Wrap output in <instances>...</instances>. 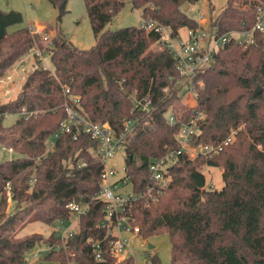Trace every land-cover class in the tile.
Returning a JSON list of instances; mask_svg holds the SVG:
<instances>
[{"label": "trees", "instance_id": "16d2710c", "mask_svg": "<svg viewBox=\"0 0 264 264\" xmlns=\"http://www.w3.org/2000/svg\"><path fill=\"white\" fill-rule=\"evenodd\" d=\"M55 1L61 17L67 0ZM197 1L131 4L143 19L157 20L175 36L199 25L182 8L183 3ZM263 1L227 0L221 12L210 17V33L215 26L217 35L251 30ZM84 2L96 39L87 49L68 41L60 28L46 45L29 26L10 31L24 16L19 10L0 8V78L35 44L49 52L53 64V69L38 64L16 97L0 101V144L19 154L0 161V264H31L27 254L41 244L48 247L41 259L58 264L73 259L76 264H135L132 253L121 260L112 256L114 236L101 225L105 203L95 198L104 167L99 140L81 126L61 131L65 104L73 105L69 95L80 97V112L86 118L108 122L117 136L125 133L127 121L132 122L123 148L127 175L137 193L145 194L154 185L150 161L179 150L180 128L197 110L204 117L197 122L191 146L217 144L233 135L212 157L179 152L168 171L169 181L160 191L153 188L158 199L146 205L140 197L120 215L131 227H139L142 238L168 233L170 264H264V32L256 30L249 44L229 37L214 61L182 77L158 31L141 25L105 29L126 0ZM155 42L159 46L154 47ZM192 84L196 106L181 101ZM145 101H150L147 109L141 105ZM171 113L174 123L168 118ZM7 114L17 115L9 125L4 123ZM49 140H55L52 149ZM205 165L222 167L221 188L206 186ZM8 186L14 202L9 211ZM72 201L90 208L79 215L71 233L18 235L30 220L72 223ZM97 241L99 248L93 245ZM151 259L152 264H162L155 254Z\"/></svg>", "mask_w": 264, "mask_h": 264}, {"label": "built area", "instance_id": "2783aa9c", "mask_svg": "<svg viewBox=\"0 0 264 264\" xmlns=\"http://www.w3.org/2000/svg\"><path fill=\"white\" fill-rule=\"evenodd\" d=\"M143 19V18H142ZM206 18L199 14L198 23L196 28H185L180 34L173 36L169 27L159 25L158 21L153 18L143 19L141 26L145 29H154L161 34V40L173 52L178 61V70L182 77H189L196 73L197 70L204 68L206 65L214 61V55L218 49L224 45L229 39L231 33L217 35L218 28L215 26L212 29V33L209 31V23L206 25ZM256 30L264 32V1L257 6L256 21L253 28L249 31L237 32L240 34L237 40L245 42L247 44L254 41V33ZM35 33L36 31H31ZM43 38L48 40L49 34L44 33ZM29 52L42 58V49L39 46H32L29 48ZM44 57V55H43ZM21 59L20 63H22ZM69 92V88H66ZM195 86L192 84L183 97L191 95L195 104L190 106H196V100L194 97ZM72 102L71 105L68 102L65 104L67 108V117L61 123V131H66L70 126L75 125L77 129L81 126L82 130L89 133L93 138L99 140L98 151L103 160L104 167L102 171V184L101 189L95 198L101 199L104 203V217L102 218L101 225L107 227V233L114 236L110 241V251L113 257L117 260H121L128 256L131 252L127 246L126 238H123L122 231L132 230L138 234L139 227L131 225L128 222V218L121 216L120 213L129 206L134 200L145 197V204L149 205L151 202H155L159 195L158 192H153L154 186H157V191H160L162 187L170 179L169 169L176 161V156L179 152L186 150L190 156L194 157L197 154H203L212 157L219 153L223 146L233 140V135L228 136L224 141L214 143H199L198 145L191 146L190 139L192 135L197 131V122L204 117V113L197 110L196 113L186 122H184L177 135L181 146L177 152L168 151L164 156L151 160L149 163L150 177L153 180V186L146 189L144 193H137L132 190V181L127 175L126 166H124V173L117 174L115 166L109 163V158L114 156V152L120 147H123L126 133L131 130V121L126 122L125 133L117 136L112 126L108 122L95 123L86 118L80 112V97L77 95H69ZM150 101L142 103V108L147 109ZM190 104V103H189ZM187 104V105H189ZM170 123H174L175 117L171 113L168 115ZM58 134H56V137ZM55 140H49V148L52 149ZM4 148V147H3ZM8 151L13 152V148H8ZM8 193L11 196V192L8 186ZM69 209L74 213L75 219L72 223L65 224L64 220L58 221L57 234L64 237L66 234L71 233L74 229L73 224L77 221L79 215L86 213L89 210L88 203H81L72 201L68 204ZM94 247L99 248V241L93 243ZM59 248V245H57ZM31 258L36 257L35 254H31ZM96 258H101V252L98 250ZM65 264H76L75 260H70ZM185 264V263H176Z\"/></svg>", "mask_w": 264, "mask_h": 264}, {"label": "rangeland", "instance_id": "374dc122", "mask_svg": "<svg viewBox=\"0 0 264 264\" xmlns=\"http://www.w3.org/2000/svg\"><path fill=\"white\" fill-rule=\"evenodd\" d=\"M227 0H199L195 3H183L182 8L187 13L198 19L199 14L206 20L210 21L211 16H216L221 12ZM0 8L3 10L16 9L21 11L24 16L23 22L13 25L9 28L10 31L14 29L29 26L31 31H36L41 34V43L43 45L49 44L51 37L60 32L64 33L68 41L72 42L80 49H87L95 44L96 39L94 32L86 11L84 0H67L65 12L60 16V9L55 0H0ZM142 16L139 9L133 8L131 0H126L125 6L121 9L118 15L110 21L105 29L116 30L121 27L136 25L142 23ZM48 33L49 38L45 40L43 34ZM231 36L238 38L240 36L237 32H231ZM159 42L154 43L159 46ZM35 46H38L35 44ZM42 58L31 54L28 51L21 57L22 63L17 60L11 67L7 69L5 74L0 78V101L11 100L20 91L24 80L28 73H30L38 64L44 68L53 69L51 56L45 49L42 50ZM40 60V61H39ZM187 98L182 97L181 101L185 105L192 102V96ZM191 105V104H189ZM17 118L16 114H7L4 119L6 125L11 124ZM53 139V137H51ZM15 151H8L7 147L0 144V161L10 159L18 156ZM125 150L120 146L115 152L114 156L109 158V163L116 168V173H124L125 166ZM206 176V186L211 188H221L223 186L222 167H214L205 165L202 168ZM8 211L12 210L14 205L8 193ZM74 222L73 227H76ZM68 224V223H66ZM57 224H48L39 220H30L26 226L20 230L18 235L28 233H39L45 237L57 233ZM133 228V227H131ZM123 238L127 240V246L130 252L134 255L135 264H152V255L155 254L160 259L162 264H170L171 260V242L169 235L166 232L155 234L149 238H142L139 234L132 230L122 231ZM150 244L154 247H150ZM46 244H41L33 249L31 253L27 254L31 264H58L57 262L41 259L47 252ZM31 254L36 255V260H31ZM185 263V262H184ZM187 264V263H185Z\"/></svg>", "mask_w": 264, "mask_h": 264}, {"label": "crops", "instance_id": "0c3cea01", "mask_svg": "<svg viewBox=\"0 0 264 264\" xmlns=\"http://www.w3.org/2000/svg\"><path fill=\"white\" fill-rule=\"evenodd\" d=\"M207 21V23H210V21L209 20H206ZM206 23V22H205ZM207 23H206V25H207ZM187 96H189V95H187ZM185 98H187L188 99V97H185ZM192 102L193 103H190L191 105H194L195 104V102H194V99L192 98Z\"/></svg>", "mask_w": 264, "mask_h": 264}, {"label": "water", "instance_id": "95a60500", "mask_svg": "<svg viewBox=\"0 0 264 264\" xmlns=\"http://www.w3.org/2000/svg\"><path fill=\"white\" fill-rule=\"evenodd\" d=\"M150 247H154V245L150 244Z\"/></svg>", "mask_w": 264, "mask_h": 264}]
</instances>
